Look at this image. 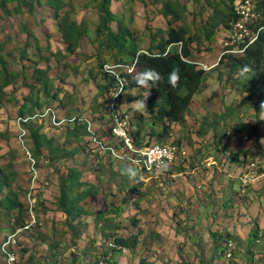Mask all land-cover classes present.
I'll return each mask as SVG.
<instances>
[{
	"label": "rangeland",
	"instance_id": "374dc122",
	"mask_svg": "<svg viewBox=\"0 0 264 264\" xmlns=\"http://www.w3.org/2000/svg\"><path fill=\"white\" fill-rule=\"evenodd\" d=\"M47 1L35 4L34 13H0V43L12 69L19 75L16 85L6 90L7 98L0 102V134L7 133V138L0 137V167L12 160L18 173L13 189H20L24 203H28L27 194L32 190L35 204L36 223L18 237V264H112L107 262L114 248L111 244L119 237L132 240L134 248L116 247L123 251L114 260L116 264H264V111L256 114L257 97L250 100L243 86L228 78L223 68L224 71L210 70L219 63L222 52L220 41L224 31L221 29L210 45L200 38L197 45L200 52H193V60L202 64L198 67L206 70L205 88L194 97L185 123L173 124L170 136L160 141H180L186 149L183 162L178 164L181 171L175 169V176L160 182L142 180L137 191H131L128 189L131 184L126 190L122 188V176L112 181L108 170L101 173L104 189L99 190L94 200L82 204L87 213L74 223V230L57 207L60 195L57 169L63 166L42 159L39 182L32 184L33 173L20 144L17 121L26 99L35 96L41 103L46 102L35 80L39 76L36 70L48 72L53 91H59V100L73 101L66 108L52 104L60 111L56 113L65 114L69 108L73 114L80 112L91 120L92 107L101 108L105 101L97 90L105 82L100 68L102 49L87 35L79 50L69 55ZM178 1L185 9L174 26L198 35L212 8H225L229 2ZM65 2L62 15L69 10L72 21L84 23L93 33L99 21L94 0ZM163 5L158 0H146V3L114 0L112 11L135 33L140 50L148 51L151 37L155 35L160 40L172 20L162 15ZM117 26L115 22L113 28ZM22 50L26 52L24 57ZM141 92V89H129L120 107L131 116L133 131L144 128L145 142L154 144L159 140L146 136L150 129L147 123L152 120L143 105L134 100ZM96 126L99 136L102 126L98 123ZM239 127L241 130L236 133ZM42 132L63 140V131H55L46 121ZM26 145L30 149L27 141ZM236 150L243 160V152L246 153L245 163L231 159V152ZM253 161L258 167L251 172L248 164ZM67 164L83 169V180L97 182L99 173L94 170L98 164L88 152L79 153ZM111 169L116 171L117 165ZM244 175L251 176L250 185L241 183ZM6 193L7 190L0 193V199ZM40 200L44 201V207H37ZM116 207L121 209L119 215L113 212ZM100 210L112 215H107L109 220L105 217L98 220L96 212ZM16 218V212L12 218L0 212V244L11 233ZM31 218L28 212L25 222L16 228L27 225ZM256 226L263 233L259 242L252 236ZM221 234L230 238L233 245V254L228 259L222 256V248L226 250L228 243L219 239ZM77 258L79 263L75 261ZM0 264H6L1 254Z\"/></svg>",
	"mask_w": 264,
	"mask_h": 264
},
{
	"label": "trees",
	"instance_id": "16d2710c",
	"mask_svg": "<svg viewBox=\"0 0 264 264\" xmlns=\"http://www.w3.org/2000/svg\"><path fill=\"white\" fill-rule=\"evenodd\" d=\"M113 1L94 0L99 21L93 33L89 31L88 26L84 23H78L75 20L72 21L69 10L65 11L62 15L61 12L67 6L65 0H48L47 3L48 8L55 13L58 30L69 55H74L79 50L82 40L87 35L98 43L99 48L102 49L100 50L102 52L100 68L102 80L105 82L103 85H98L97 90L99 97L103 100L105 99V101L103 107L91 106L92 109L90 111L92 115L91 120L102 126L101 131H99L100 139L107 143L108 141L111 142V146H114L116 149L120 148L117 139L110 134L109 127L113 120V112L108 111V105L111 103L113 96L118 92L119 84L115 77L103 72V67L105 64L111 62L112 64L133 65L137 60L135 73L125 75L127 77V84L124 85L122 95L117 99L115 110L123 116H128L131 122V128H133L131 116L127 111H123L120 105L129 89H141L142 92L134 100L143 105L149 114V120H152L151 123H147L150 129L146 136L150 138L156 137L159 142L166 140L171 134L173 124L185 123L186 115L194 97L202 92L206 86L207 73L195 64L196 60H193V52H200L197 48L200 38L205 39L210 45L215 39L218 30L221 29L225 32L231 28V24L236 20V15L234 14L235 0H228L229 2L225 4V8H212V14L202 25V31L199 35L189 34L187 29L174 26L175 22L181 20L183 10L185 9L178 0H158L164 4L162 15L165 18L171 17L172 20L169 21V28L163 32L164 36L160 40H157L155 35L151 37V46L147 51L148 54L140 53L141 50L135 33L112 11ZM138 1L146 3V0ZM223 2L225 3V1ZM37 3L41 4V0H0V13L3 12L6 15H10L13 12L23 13L26 11L34 13L35 4ZM11 6L13 8H10ZM257 8L259 10L264 9V0H258ZM115 22L118 23L116 29L113 28ZM261 24H264V21ZM177 43H181L180 51H178V46H176ZM168 49L169 51L167 53ZM25 54L26 52L22 50L21 57H24ZM107 58L112 59V61ZM45 61L47 62L48 60L45 59ZM216 68H223L225 71L222 70L227 74L228 78L233 79L237 84L243 86L245 91L248 92V98L250 100L257 97V101L255 102L256 114L264 111V31L261 32L257 42L250 46L244 53L225 54L220 58L219 63L210 70H218ZM36 71L39 76L35 80L39 85V91H43L46 102L41 103L39 97L31 96L20 107V117H32L37 110L44 111L47 108L56 111L58 109L52 107L54 103H58L61 108L72 105V99L67 103L59 100V91H53V83L48 77V72ZM18 77V72L12 69L11 63L7 59V55L3 52V46L0 43V102L7 98L6 90L16 85ZM59 112L57 113L59 120L76 117L73 124L66 123L63 126L55 128V131H63L61 133L63 140H59L56 136L48 137V135L43 133L42 128L44 122H40L37 118L29 119L26 123H23V127L27 131L25 142L27 141L30 147L29 151L36 162L35 168L37 172L42 159L51 164L55 162L63 166V169H57L60 181V195L57 200V207L65 215L67 224L73 230L76 228L74 223L82 215L87 213V210L82 204L89 199L94 200L99 190L104 189L101 181V173H105L108 170L112 181L115 180L116 176H122L124 180L122 188L124 190L131 184L128 189L137 191V185L142 183V180L144 182L147 180L159 182L149 177L139 167L119 161L112 156L110 151L101 152L93 144V141L90 140L87 124L81 121L82 118H88L84 117V114L80 112L73 114L74 111L69 108H67L65 114H59ZM254 128L255 132L258 133V128ZM142 130L144 128L136 132H131L137 147H145L151 144L145 142ZM240 130L241 127L237 129L236 133H239L238 131ZM0 137L7 138V133H1ZM175 142L180 148H184V145L180 141ZM85 152H88L97 161L98 165H95L96 169L94 170L99 173L96 183L83 180L85 175L84 170L67 164L70 159L75 158L79 153ZM9 154L13 156L12 151H9ZM243 154L244 160L240 159L241 153L239 150L232 151L230 157L233 161L245 163V159H247L245 158L246 153L243 152ZM115 165H117V169L113 171L111 167ZM126 169H132L137 175L130 179L129 175L124 174ZM175 169L181 171V165L173 166L172 172ZM17 177L18 173L12 160L6 166L0 167V193L7 190V193L0 199V212H4L8 218H12L13 213L16 212L17 217V223L13 225L11 232L25 222V216L30 212L28 203H24L21 199L20 189H13ZM38 178L37 176L35 181L37 183L39 182ZM27 190H30V186ZM30 193L33 197L32 190L27 195ZM38 206L44 207V201H38ZM113 212L118 214L121 212V209L116 207ZM107 215L112 216L107 213L105 214L101 210L96 212L98 220L103 217L106 218V221L109 220ZM252 236L254 239L256 238V241L258 239L261 241L263 233L259 232V228L256 226L253 229ZM219 239H225L226 244L230 240L226 236L224 238L222 234ZM114 242L116 247L134 248L132 240L129 239L119 237ZM116 247L111 248L112 256L107 261L108 263L116 264L114 260L123 253V251ZM226 250L229 249L226 248ZM226 250L222 248V256L228 259L232 255L226 257ZM230 250L233 254V245ZM75 261L79 263L78 258Z\"/></svg>",
	"mask_w": 264,
	"mask_h": 264
},
{
	"label": "built area",
	"instance_id": "2783aa9c",
	"mask_svg": "<svg viewBox=\"0 0 264 264\" xmlns=\"http://www.w3.org/2000/svg\"><path fill=\"white\" fill-rule=\"evenodd\" d=\"M258 0H235L234 2V14L236 20L231 24V28L223 33L220 44L222 46V52L220 58L225 54H242L250 46L255 44L260 37L261 32L264 31V9L259 10ZM181 44L178 43V48ZM169 50V49H168ZM167 50V52H168ZM197 66L202 65L200 62L195 63ZM135 65L127 64H105L103 72L107 75L115 77L119 84L118 92L113 96L111 103L108 105V111L113 112V120L110 126V134L117 139L120 144V148L116 149L111 146V142H104L97 135L98 126L92 120L88 118H82L81 121L87 124V131L90 133V140L101 151H110L112 156L121 162L128 163L130 165L139 167L152 179L156 181L166 180L175 176L173 166L178 165L180 161L185 158L186 149L180 148L179 145L173 142H154L145 147H137L134 143L131 134V122L128 116H123L120 112L115 110L117 99L120 98L123 92L124 85L127 84V77L125 75H132L135 73ZM39 119L40 122L46 121L47 124L58 128L66 123L73 124L76 117L71 119L59 120L55 110L49 108L44 111L35 113L32 117H20L17 121L19 128V140L21 146L25 150V155L29 161V167L33 173L32 184L35 185L36 178L38 176L37 169L35 168V160L32 158L28 146L26 145L27 131L23 127V123H26L29 119ZM95 127H92V125ZM93 125V126H94ZM256 163L250 162L248 164V170L251 172L256 171ZM258 175V174H257ZM257 175H255L257 177ZM261 176V175H259ZM250 175H244L241 177V183L244 186L250 183ZM246 191V189H244ZM29 210L32 214V218L27 225L16 228L13 232L9 233L0 244V254L5 260L6 264H18L19 262V240L18 237L24 232L30 230L36 223V219L33 215L34 203L31 193L28 195ZM259 241V239H258ZM116 247V245H112ZM232 242L229 241L226 250V257H230L232 252L230 248Z\"/></svg>",
	"mask_w": 264,
	"mask_h": 264
},
{
	"label": "clouds",
	"instance_id": "9594fccd",
	"mask_svg": "<svg viewBox=\"0 0 264 264\" xmlns=\"http://www.w3.org/2000/svg\"><path fill=\"white\" fill-rule=\"evenodd\" d=\"M181 44V43H180ZM176 46H178V43L176 44ZM170 48V47H169ZM181 48V47H180ZM180 48H178V51H180ZM169 51V50H168ZM140 53H145V54H148L147 53V51H141ZM139 53V54H140ZM168 53V52H167ZM167 53H165V54H167ZM219 61H220V58H219ZM136 63H137V60L135 61ZM110 64V63H109ZM214 67V66H213ZM212 67V68H213ZM204 70V69H203ZM135 71H136V65H135ZM206 71V70H205ZM110 128V127H109ZM133 131V128H132V130H131V132ZM124 174H127V175H129V178L131 179V178H134L136 175H137V173L135 172V171H133L132 169H126L125 170V173Z\"/></svg>",
	"mask_w": 264,
	"mask_h": 264
}]
</instances>
